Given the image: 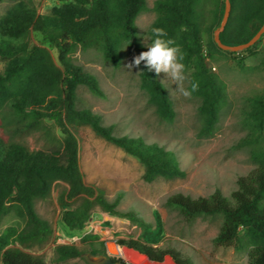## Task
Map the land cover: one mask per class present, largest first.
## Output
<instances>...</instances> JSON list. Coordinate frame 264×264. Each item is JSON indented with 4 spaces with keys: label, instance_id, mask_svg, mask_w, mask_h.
Wrapping results in <instances>:
<instances>
[{
    "label": "trees",
    "instance_id": "16d2710c",
    "mask_svg": "<svg viewBox=\"0 0 264 264\" xmlns=\"http://www.w3.org/2000/svg\"><path fill=\"white\" fill-rule=\"evenodd\" d=\"M7 1L17 4L0 22V59L5 62L0 70V105L11 112L9 119L0 115L2 264H47L22 249L42 248L51 241L52 226L38 214L36 203L48 200L57 182L69 185L68 199L81 200L75 208L64 204L62 223L69 231L84 230L94 210L100 208L129 217L143 229L137 239L119 241V250H133L156 264L166 258L183 264L171 248L160 246L163 224L159 216H156L157 227L152 230L141 218L119 211V199L111 202L100 194L93 200L95 193L84 183L79 167L75 131L87 127L136 158L143 167L146 182L186 175L173 152L141 137L117 136L100 115L78 105L80 87L99 97H104V91L97 77L75 64L70 55L78 47L95 49L118 67L124 47L130 49L133 58L147 51L137 30V18L149 10L147 0H59L61 4L50 15H39L35 0ZM230 3V16L220 34L221 41L231 46L247 43L264 24V0H230ZM225 7L226 0H156L152 8L156 18L149 36L152 28H165L184 54L183 62L191 70V82H199V90L192 97L199 101L197 136L200 139L212 138L217 133L222 110L228 103L226 84L209 66L213 51L206 54L204 47V33L220 26ZM32 30L58 50L62 68L54 63L47 49L31 45ZM263 38L264 35L244 52L251 53ZM210 43L212 48L220 50L215 41ZM139 68L140 86L149 104L160 120L173 123L177 113L166 87L143 62ZM45 118L51 119L64 135L57 147L33 150L5 136L10 132L17 136L38 131ZM242 125L246 135L238 146L250 150L255 168L237 180V189L231 196L226 197L219 190L197 199L177 194L168 199V204L179 209L187 221L221 216L222 224L214 243L247 255L248 264H264V91L247 97ZM10 214L18 224L1 230L4 218ZM81 242L88 245L86 253L93 257L109 255L114 261L124 262L121 255L108 254L95 234L85 235ZM83 254L77 246L59 245L55 249V262L61 264Z\"/></svg>",
    "mask_w": 264,
    "mask_h": 264
},
{
    "label": "rangeland",
    "instance_id": "374dc122",
    "mask_svg": "<svg viewBox=\"0 0 264 264\" xmlns=\"http://www.w3.org/2000/svg\"><path fill=\"white\" fill-rule=\"evenodd\" d=\"M155 1L147 0L149 10L137 18L138 36L145 47V41L150 43L147 37L156 18L152 10ZM16 4L13 1H0V22ZM60 4L59 0H35L39 15H50L52 9ZM214 31L204 33V47L206 54L213 51L214 58L209 60V66L226 84L228 103L222 110L217 133L209 139L197 136L200 127L199 101L192 96L170 95L176 118L173 123L159 119L141 89L140 68L134 66L129 71L128 65L133 61V56L127 46L123 49V60L118 67L107 61L99 50H82L78 47L70 55L75 64L97 77L104 91V97H99L88 88L80 87L77 91L79 107L91 109L100 115L103 123L112 126L117 136L141 137L148 143H156L173 152L186 175L173 180L159 178L146 182L143 167L136 158L98 137L87 127L75 131L79 143V167L84 183L95 193L93 200L100 194L111 202L119 199V211L141 218L152 230L157 227L156 216H159L163 224L160 246L171 248L183 264H248L247 255L214 243L222 224L221 216H204L187 221L179 209L168 204V199L177 194L197 199L219 190L230 197L237 189V180L255 168L250 159V150L238 144L246 135L242 125V109L246 106L247 97L254 92L264 91V38L251 53L245 50H215L210 43L214 41ZM29 41L32 46L47 49L54 63L62 68L58 50L46 43L41 35L32 30ZM4 65L5 62L0 59V70L4 69ZM186 76L185 87L189 88L191 70L186 69ZM159 79L161 82L165 80L164 75L161 74ZM163 84L169 94L175 89V85L168 80ZM0 115L5 119L11 118L6 106L0 105ZM5 136L33 150L57 147L64 137L61 129L48 118L43 119L38 131L17 136L10 132ZM68 194L69 185L57 182L51 197L36 203L38 214L52 226L51 241L33 250L17 248L47 264H56L55 249L59 245L77 246L87 254L88 245L82 243L81 239L87 234H95L104 243L108 254L121 255L125 264H156L133 250H119V241L137 239L143 233L142 227L129 217L96 208L84 230L66 229L62 223L64 204L75 208L81 201L68 199ZM16 224L17 220L10 214L4 218L1 230ZM83 255L61 264H87ZM160 264L176 263L166 258Z\"/></svg>",
    "mask_w": 264,
    "mask_h": 264
},
{
    "label": "clouds",
    "instance_id": "9594fccd",
    "mask_svg": "<svg viewBox=\"0 0 264 264\" xmlns=\"http://www.w3.org/2000/svg\"><path fill=\"white\" fill-rule=\"evenodd\" d=\"M151 43H146L147 51L141 52L133 58L128 65L129 71L132 67H139L144 63V67L149 72H154L156 76L164 75L165 80L175 85V89L170 91V95L179 94L184 98H190L193 93L199 90V82L192 81L190 88L185 87L186 65L184 64V54L175 41L168 36L165 28L154 27L151 35L147 37ZM163 80L161 83L163 84Z\"/></svg>",
    "mask_w": 264,
    "mask_h": 264
},
{
    "label": "water",
    "instance_id": "95a60500",
    "mask_svg": "<svg viewBox=\"0 0 264 264\" xmlns=\"http://www.w3.org/2000/svg\"><path fill=\"white\" fill-rule=\"evenodd\" d=\"M230 11H231L230 0H226V7H225L223 19L221 21L220 26L215 30V35H214V41L217 44V46L225 51L239 52L255 45L264 35V24L261 27V29L257 32V34L247 43L231 46V45H226L221 41L220 34L225 29V26L230 16ZM83 258L87 264H124V262L122 261H114L109 255L103 257H93L89 254H84Z\"/></svg>",
    "mask_w": 264,
    "mask_h": 264
},
{
    "label": "crops",
    "instance_id": "0c3cea01",
    "mask_svg": "<svg viewBox=\"0 0 264 264\" xmlns=\"http://www.w3.org/2000/svg\"><path fill=\"white\" fill-rule=\"evenodd\" d=\"M0 264H2V258L0 257Z\"/></svg>",
    "mask_w": 264,
    "mask_h": 264
},
{
    "label": "built area",
    "instance_id": "2783aa9c",
    "mask_svg": "<svg viewBox=\"0 0 264 264\" xmlns=\"http://www.w3.org/2000/svg\"><path fill=\"white\" fill-rule=\"evenodd\" d=\"M214 70H215V68H214Z\"/></svg>",
    "mask_w": 264,
    "mask_h": 264
}]
</instances>
